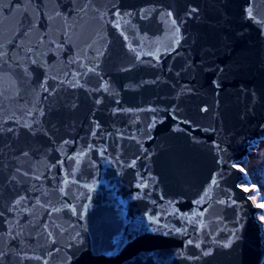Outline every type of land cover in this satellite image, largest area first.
I'll return each instance as SVG.
<instances>
[{"label":"water","instance_id":"obj_1","mask_svg":"<svg viewBox=\"0 0 264 264\" xmlns=\"http://www.w3.org/2000/svg\"><path fill=\"white\" fill-rule=\"evenodd\" d=\"M0 51V264H264V0H0Z\"/></svg>","mask_w":264,"mask_h":264},{"label":"rangeland","instance_id":"obj_2","mask_svg":"<svg viewBox=\"0 0 264 264\" xmlns=\"http://www.w3.org/2000/svg\"><path fill=\"white\" fill-rule=\"evenodd\" d=\"M254 152L248 156L247 161L243 164H239V167L243 169L246 181L243 186L248 189L250 187L251 197L255 204L259 206L264 204L258 193H264V140L257 142L254 147ZM264 214V208L260 207L258 212V218L261 220V215ZM262 229L264 231V221H262ZM264 236V234H263Z\"/></svg>","mask_w":264,"mask_h":264},{"label":"snow or ice","instance_id":"obj_3","mask_svg":"<svg viewBox=\"0 0 264 264\" xmlns=\"http://www.w3.org/2000/svg\"><path fill=\"white\" fill-rule=\"evenodd\" d=\"M248 16L250 18H253L254 19V17L252 16V10H251V8L248 9ZM3 55H5V53H3L2 51H0V57H2ZM241 171H243V169H241ZM19 202L20 201H16V203H19ZM259 207L264 208V204H260ZM261 220L264 221V214L261 215ZM227 246L228 245H225V247H227Z\"/></svg>","mask_w":264,"mask_h":264},{"label":"trees","instance_id":"obj_4","mask_svg":"<svg viewBox=\"0 0 264 264\" xmlns=\"http://www.w3.org/2000/svg\"><path fill=\"white\" fill-rule=\"evenodd\" d=\"M258 197H260V199L262 200V202L264 203V193H258Z\"/></svg>","mask_w":264,"mask_h":264}]
</instances>
